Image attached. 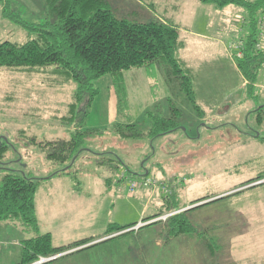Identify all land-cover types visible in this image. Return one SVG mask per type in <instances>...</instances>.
I'll list each match as a JSON object with an SVG mask.
<instances>
[{"label":"rangeland","instance_id":"374dc122","mask_svg":"<svg viewBox=\"0 0 264 264\" xmlns=\"http://www.w3.org/2000/svg\"><path fill=\"white\" fill-rule=\"evenodd\" d=\"M106 1L118 17L167 19L182 27V56L193 71L198 108L160 63L95 80L96 94L75 119L73 81L53 67H1L0 146L7 148L0 184L11 170L47 178L70 168L39 181L37 231L0 221V264H19L24 241L43 233L61 246L99 237L110 224L133 223L147 224L83 252L30 264H264V64L256 83H245L237 66L244 9H215L199 0ZM8 2L18 18L7 17ZM49 7L46 0H0V42L28 41L20 19L44 23L53 17ZM257 32L264 45L259 25ZM177 113L178 130L147 133L153 116ZM116 124H135L143 134L123 138ZM78 130L93 131L83 150L63 163L48 158L45 141L68 140ZM146 179L154 183L130 191L129 180ZM168 206L180 209L166 213ZM182 211L194 230L173 236L165 221Z\"/></svg>","mask_w":264,"mask_h":264},{"label":"trees","instance_id":"16d2710c","mask_svg":"<svg viewBox=\"0 0 264 264\" xmlns=\"http://www.w3.org/2000/svg\"><path fill=\"white\" fill-rule=\"evenodd\" d=\"M46 1L53 17L39 24L24 22L19 18L22 26L32 37L24 43L0 42V68L53 67L54 72L62 74L66 81H73L77 88L74 102L70 104L71 118L85 115L86 110L80 109V106L82 104L86 106L92 101L96 94L92 88L95 80L107 74L121 78L124 71L151 63L162 64L169 77L174 75L179 78L182 91L198 108L194 75L179 57L184 42L176 24L167 19L156 18L138 22L118 17L109 8L106 0ZM199 1L213 4L218 9L230 4L244 9L246 21L243 28H246V34L240 45L237 66L248 85L256 83L259 70L264 64V48L261 47L257 32L260 14L264 12V0ZM8 3L5 6L7 17L18 18L12 13L10 2ZM177 116L178 113L169 117L153 116V124L147 133L154 137L178 130L180 125ZM84 118L80 120V125ZM114 129L123 138H136L143 134L138 132L135 124H116ZM91 133L93 131L78 130L73 133L71 139L45 141L42 147L46 150L48 158L63 163L83 150L84 141ZM6 148L4 144L0 146V158L3 157ZM119 161L123 163L121 159ZM69 168L57 171L47 178L56 174H67ZM47 178H33L13 170L7 173L0 184V221L20 222L25 229L37 231L39 220L35 194L39 181ZM259 178H264V171ZM179 209L170 207L166 213ZM186 212H177L167 217L165 223L173 236L194 230V225ZM163 213L161 210L145 221L157 218ZM136 224L126 226L110 224L105 233L98 238H84L63 246H54L50 233L40 234L24 241V251L19 264H30L38 257H50L69 251Z\"/></svg>","mask_w":264,"mask_h":264},{"label":"crops","instance_id":"0c3cea01","mask_svg":"<svg viewBox=\"0 0 264 264\" xmlns=\"http://www.w3.org/2000/svg\"><path fill=\"white\" fill-rule=\"evenodd\" d=\"M215 9H218L217 7H215ZM262 15V14H261ZM260 15V16H261ZM172 22V21H171ZM174 24H176L177 26H178V28H179V30H180V33H181V29H182V27H180L177 23H174ZM193 34H195V32H193V31H191ZM264 40V39H263ZM264 42V41H263ZM184 47H185V44H184ZM184 47L180 50V52H179V57L181 58V60L184 62V64L186 65V67H188V65L185 63V61L183 60L184 58H183V56H182V51H183V49H184ZM189 68V67H188ZM189 69H191V68H189ZM191 72L193 73V71H192V69H191ZM195 80V79H194ZM247 81L245 80V83H246ZM52 210H54V208L52 207ZM37 213V212H36ZM39 214V213H38ZM38 216V215H37ZM120 225V224H119ZM121 226H123V225H121ZM65 230V229H64ZM128 229H124V230H122V231H120V232H117L116 234H113V235H111V236H114V238H117V237H119L120 235H122V234H124V232L125 231H127ZM47 233H50V232H47ZM101 236V235H100ZM99 236V237H100ZM111 236H109V237H111ZM115 236H117V237H115ZM86 238H89V237H86ZM93 238H98V236L97 237H93ZM105 237H103V238H100V239H97V240H95V241H93V242H91V243H88V244H85V245H83V246H80V247H77V248H74V249H72V250H69V251H66V252H63L62 254H60V255H58V257H60V256H65V255H70V254H74V253H78V252H83V251H85V250H87V249H89V248H91V247H95V246H97L98 244H100V243H102V241L103 240H105L104 239ZM113 238V239H114ZM80 240V239H79ZM75 241H77V240H75ZM72 242H74V241H72ZM69 243H71V242H68V244ZM66 245V244H65ZM55 246V245H54ZM61 246H63V245H61Z\"/></svg>","mask_w":264,"mask_h":264},{"label":"built area","instance_id":"2783aa9c","mask_svg":"<svg viewBox=\"0 0 264 264\" xmlns=\"http://www.w3.org/2000/svg\"><path fill=\"white\" fill-rule=\"evenodd\" d=\"M244 22H245V18H244V16H242L241 21H240V23H242V27H243ZM258 23H259V26L262 30L261 38L264 39V14L262 16H260ZM261 47L264 48V45H261ZM239 48H240V46H239ZM239 55H240V52H239L238 56ZM125 177H126L125 172H122V175H120V180H123ZM261 182H263V181H261ZM153 183L154 182L150 179H146V180L141 181V182H137L135 180H129V188H130V191H134L139 186H149V185H152ZM145 224H147V223H139L138 225L135 226V228L141 227ZM41 260H47V259L42 258Z\"/></svg>","mask_w":264,"mask_h":264},{"label":"water","instance_id":"95a60500","mask_svg":"<svg viewBox=\"0 0 264 264\" xmlns=\"http://www.w3.org/2000/svg\"><path fill=\"white\" fill-rule=\"evenodd\" d=\"M58 255H60V254H58ZM58 255H56V256H54V257H51L49 260L54 259L55 257H58ZM35 264H36V263H35Z\"/></svg>","mask_w":264,"mask_h":264}]
</instances>
